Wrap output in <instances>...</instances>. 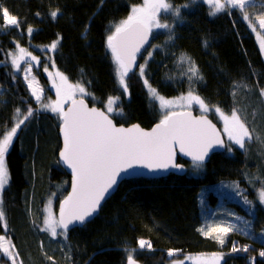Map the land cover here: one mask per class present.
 <instances>
[{
  "label": "trees",
  "instance_id": "obj_1",
  "mask_svg": "<svg viewBox=\"0 0 264 264\" xmlns=\"http://www.w3.org/2000/svg\"><path fill=\"white\" fill-rule=\"evenodd\" d=\"M142 2L0 0V5L20 21L19 29L4 27L0 16V27H3L0 33V139L27 114L29 104L33 109L38 108L22 72L15 71L9 63L7 54L18 47L39 57V67L33 64V72L47 96L53 92L50 78L43 70L45 65L49 70L55 68L64 73L73 84L80 82L91 94L84 97L91 106L105 110L109 97L118 98L116 112L122 109L123 113L113 117L118 125L138 123L152 128L157 124L162 113L151 100L143 78L137 69L130 72L125 93L107 47V36L127 18L132 6ZM168 2L174 7L181 6L182 19L174 20L169 15L165 21L161 13L162 22L174 24L175 38L165 44L168 35L158 30L152 34L151 47L146 48L151 58L145 50L137 55L136 64H146L145 77L149 84L166 98L187 95L190 58L203 75L202 82L192 85L194 94L225 113H230L233 107L243 110L241 117L250 129H255L254 136L263 135L264 99L260 89L264 88V58L248 22L236 10L231 15L210 16V6L200 0ZM257 2L246 8L252 21L264 15V0ZM185 4L188 7H182ZM57 10L59 13L53 19L50 13ZM29 27L33 29L31 36L27 33ZM55 41H59L57 48L51 50ZM241 83L248 88H238L235 96L231 95L233 85ZM61 125L53 113L41 111L21 125L6 154L10 179L2 194V208L7 231L4 221H0V235H5L15 246L22 264H128V252L124 249L137 250L132 255L138 264H167L174 258L168 256L169 250L183 255L222 252L226 256L221 264H251L253 258L255 264H264V258L259 256L264 251V210L257 202V190L264 183L252 177L256 181L253 188L244 178L245 171L250 170L253 176L264 180V151L260 153V144L254 136L251 143L247 142V151L235 149L233 155L214 154L198 175L188 172L184 177L171 174L162 179L124 181L100 214L84 227L68 231L65 240L59 234L53 238L41 230L49 198L55 197L58 209L70 188V176L58 163ZM179 163L189 168L190 164L182 159ZM224 180L240 183L244 196L253 203L256 219L252 214L254 221L247 238L234 233L221 246L200 231L204 225V208L199 194L202 188ZM217 199L211 195L206 204L216 205ZM227 205L237 206V213H243L244 209L235 203ZM140 239L150 241L151 249L147 246L139 249ZM233 244L249 250L232 252Z\"/></svg>",
  "mask_w": 264,
  "mask_h": 264
},
{
  "label": "snow or ice",
  "instance_id": "obj_2",
  "mask_svg": "<svg viewBox=\"0 0 264 264\" xmlns=\"http://www.w3.org/2000/svg\"><path fill=\"white\" fill-rule=\"evenodd\" d=\"M210 6V16H216L220 13L231 15L232 10L241 14V19L248 22L251 31L256 33L259 39V48L264 53V36L257 32V27L264 31V15L255 17L258 25L250 20L247 7L253 6L255 0H205ZM182 7H188L187 4ZM166 21L171 15L174 20L181 18V6L174 7L168 0H143L139 6H132L130 14L115 26L114 31L107 36V47L110 49L115 65V74L119 85L125 93L128 91L126 77L133 69H137L144 84L148 88L150 98L159 102L162 110V118L150 130L147 131L139 124H133L130 127H117L108 114L113 112L114 100L118 98L109 97L107 101V114L96 107L89 108L85 103L83 96L91 95L86 92V88L80 83H70L64 73L57 70L55 74L48 71V66H44V72L52 78V88L55 89L56 100L43 101V90L33 87L36 77L29 75L32 73L33 64L36 62L39 67V57L33 56L32 52L26 48L20 47L18 54L9 52L11 57V66L17 72H23L24 79L27 81L28 88L31 90V96L38 104L37 109H33L29 104L27 114L15 122L14 126L0 139V221H4L3 227L7 231L5 213L2 208V193L9 182V171L6 165V154L8 153L14 138H16L21 125L25 121L38 116L41 111L55 114L61 121V131L63 134V149L60 152L61 161L72 170L73 181L72 191L67 195L59 206V218L57 219L51 210L44 219L45 227L42 231L50 232L51 237L59 235L67 239L69 227L83 226L99 209L101 202L109 194L110 189L117 184V178L131 175L137 168H143L150 172L159 170L182 169L183 166L175 162L177 152L191 157L195 170H200L204 166L206 158L213 149H224L229 154L233 147L247 151L246 142L251 143L255 134V129H250L245 119H242L241 112L233 107L230 113H225L220 107L211 105L201 96L194 94L192 85L203 81V75L199 72L194 61L189 59L188 68L189 91L187 95H181L176 99H166L153 88L145 77V65H137V55L146 44L149 43V36L154 30H164L168 35L165 44L175 38L174 24L162 22ZM59 10L52 11L50 16L55 19ZM38 15V14H37ZM0 16L4 21V27H15L19 29L20 21L17 16L10 14L6 7L0 5ZM3 27H0V33ZM33 29L29 27L27 33L31 36ZM158 33V34H164ZM59 41L51 44V50L57 48ZM207 44V42H205ZM151 47V45H149ZM160 48L162 46H156ZM155 50V49H154ZM147 52V49H145ZM151 58V52H147ZM21 61L25 66L21 69ZM171 79V78H169ZM90 85V81L88 82ZM248 88L247 84H234L231 95L235 96V90L238 88ZM77 93L80 98L77 99ZM260 96L264 97V88L260 89ZM70 102V106L65 110L64 105ZM199 106L201 115L192 114V105ZM213 111L218 114V118L223 122L222 129H218L207 117V113ZM19 115L20 109H16ZM117 115H123L122 109ZM256 138L259 140V136ZM251 183V182H250ZM235 187L236 191L243 197L244 203L249 205L251 211L252 202L247 200L238 185H229ZM259 201L264 204V185L261 186L258 193ZM231 215V214H230ZM243 221L242 227H234L231 223H218L200 231L205 236H213L217 242L223 246L226 238L233 231H238L242 235H248L252 228L251 222L243 217H237ZM6 237L0 235V253L7 257L11 264H17L18 253H13L15 247L11 241L5 243ZM139 249L146 246L151 249L150 241L140 239L138 241ZM128 252V264H136L132 253L136 249H124ZM247 247L240 248L233 244L231 251L247 252ZM177 250H169L168 256L172 257ZM259 256L264 258V251L259 252ZM224 253H213L211 257H192L188 260L194 261V264H221ZM51 259V257H49ZM178 264H184V260H179ZM251 264H255V258Z\"/></svg>",
  "mask_w": 264,
  "mask_h": 264
},
{
  "label": "rangeland",
  "instance_id": "obj_3",
  "mask_svg": "<svg viewBox=\"0 0 264 264\" xmlns=\"http://www.w3.org/2000/svg\"><path fill=\"white\" fill-rule=\"evenodd\" d=\"M200 1L206 3L205 0H200ZM257 3H258L257 0H255L254 5H256ZM253 21H254V23H256L258 25V21H256L255 18H254ZM156 31H158V30H154L153 33L156 32ZM257 32H260V34L262 36H264V31L260 30L258 27H257ZM255 35H256V33H255ZM256 37H257V35H256ZM257 42H258V45H259L258 37H257ZM19 48L20 47H18L13 53L14 54H18ZM41 50H43V52L45 51V49H43V48ZM262 55H263V58H264V53H262ZM10 61H11V57L9 56V63H10ZM137 61H138V58L136 60V63H137ZM39 62H40V59H39ZM31 63L36 65V62H34V61H31ZM1 65L2 64L0 63V66ZM24 66H25V62L21 61V69H23ZM48 71L53 73V74H55V72L57 70L55 68H53V69H50V70L48 69ZM22 74H23V72H22ZM32 76H35L34 72H33V68H32V73L29 75V80H31ZM23 78H24V76H23ZM49 78H50V86H51L50 89L53 92L52 95H49V96L46 95L45 89L43 88V86L41 85V83L39 82V80L37 78H36L37 82H35L33 84V87H38V88H41L43 90V101L42 102H48L49 100H56L57 99L56 94H55V89L52 88V78L51 77H49ZM126 80H127V77H126ZM25 83L27 84L26 80H25ZM70 83H72V82H70ZM27 87H28V85H27ZM30 93H31V90H30ZM84 97H85V95L83 96V98ZM77 98H80V94L79 93H77ZM166 99H176V98H166ZM263 99H264V97H263ZM155 102L159 106V102L158 101H155ZM117 103H118V100L115 99L114 100V104H113V112L111 114H109L112 117H114L117 114V112H116L117 111L116 110ZM69 104H70V102L65 104L64 108L66 109V107ZM105 111L107 112V105L105 107ZM160 111L162 113L161 109H160ZM191 111H194L197 115H201V111L199 110V106L196 105V104L192 105ZM207 116L212 118L213 121H216V123L218 124L220 129H222L223 122L218 118V114H214L213 111H209L207 113ZM258 136H259V140L256 138V136H254V138L260 144V150H261L260 153H262L264 151V134L263 135H258ZM246 145H247V142H246ZM235 149H239V148L234 146L233 147V151H232V153L230 155H233L235 153ZM241 151H243V150H241ZM6 165H7V163H6ZM7 168H8V166H7ZM202 169L197 171V170L194 169L193 164L190 163L189 168H188V172H189L190 175H198ZM252 177H254V179H256L257 182L259 181L261 184L264 183V180L259 179L257 175L253 176V173L250 170H247L244 173V178L249 180V185L252 186L253 188H254V184H255L256 181L255 180L253 181ZM7 185H6V187H7ZM229 185H238L239 189L244 194V189H242L240 183L238 181H234V180H224L222 182H219L218 184H214L212 186H207V187L202 188V190H201V192L199 194V201H200V205H201L202 209L204 208L203 209V212H204V225H203V228H205V230H207L208 226L213 225V224H218V223H221V222L231 223V224H233L234 227H242L243 226V221L242 220H238L237 217H243L244 219L249 220L251 223L254 221V219H256L255 208L253 210V208L251 206V211H250L249 210V205L244 203L243 197L236 191L235 187H229ZM258 191L259 190H257V193H258ZM211 195L216 196L217 198H219V199H217L218 203L216 205H214V204L213 205L206 204V202L209 201ZM227 201L228 202H233L236 205H238L239 207H242L244 209L243 213L238 214L236 209H235V208H237V206L233 207V206L227 205V203H228ZM257 202H258L259 206L264 210V204H262L259 201V199L257 200ZM49 209L54 214V216L57 218V208L55 206V197L54 196L49 198V200H48V202H47V204L45 206V218H46V216L48 214V210ZM247 213H250V214H247ZM252 214L254 216L253 217L254 219L251 217ZM239 215H241V216H239ZM248 215H249V217H248ZM44 227H45V225H44ZM57 231H58V234H59L60 229H58ZM48 233L50 234V232H48ZM234 233H237L240 236H243L245 238L248 237V235H242L238 231H233L229 235L234 234ZM214 235L215 234H213V236ZM213 236H209V237H213ZM8 242H9V240L6 238L5 239V243L7 244ZM12 251H13L14 254L16 253L14 248L12 249ZM188 256H192V257H198V256L211 257L212 254H210V255H199V254H185V255H183V254H180V253H176L173 256L174 257L173 259H169L168 260L167 264H178L179 260H184V264H194V261L187 259ZM224 256H226V255H224ZM16 259H17V264H22L18 255H17ZM0 264H11V261L7 257H5L2 253H0ZM136 264H138V263H136Z\"/></svg>",
  "mask_w": 264,
  "mask_h": 264
},
{
  "label": "water",
  "instance_id": "obj_4",
  "mask_svg": "<svg viewBox=\"0 0 264 264\" xmlns=\"http://www.w3.org/2000/svg\"><path fill=\"white\" fill-rule=\"evenodd\" d=\"M152 35L149 36V43L146 44L144 46L143 49H141V52L143 50H145L151 43H152ZM140 52V53H141ZM139 53V54H140ZM138 54V55H139ZM134 70V69H133ZM79 99V98H77ZM84 99V98H83ZM85 103L87 104V106L89 108L91 107H96L97 109L101 110V111H105L104 109L102 108H99L97 106H91L88 101L86 99H84ZM70 106V104L66 107L65 110H67V108ZM106 112V111H105ZM107 114V112H106ZM192 114L194 116H199L197 115L194 111H192ZM109 115V114H108ZM109 117L113 120L114 124H116L117 127H121L123 125H118L114 118L112 116L109 115ZM208 117V116H207ZM208 119H210L214 124H216L210 117H208ZM135 124H138V123H135ZM133 125V124H132ZM140 125V124H139ZM156 125V124H155ZM154 125V126H155ZM131 125L129 126H123V127H130ZM153 126V127H154ZM217 128L220 129V127L218 126V124H216ZM61 127L62 125L60 126V129H59V137H60V141H61V147H60V150L58 152V163L59 165L62 167V169L70 176V188H69V192L67 195H69L72 191V181H73V173H72V170L67 167V165H65L62 161H61V158H60V152L62 151L63 149V134H62V131H61ZM141 128L147 130V131H150L152 128H144L143 126L140 125ZM226 152V150L224 149H213L212 152H210L209 156L206 158L205 162L204 163H207L209 162V160L211 159V157L214 155V154H217V153H224ZM179 159H182L183 161H185L186 163H192V160H191V157H188V156H185L184 154L182 153H179L177 152L176 154V159H175V162L179 165H182L183 168L182 169H168V170H159L157 172H150L149 170H146V169H143V168H137L135 170V172H133L131 175H127V176H124V174H121L123 176V178H117V184L113 186L112 189H110L109 191V194H106L105 196V199L101 202L100 204V207L98 209V211L91 217L89 218L85 224L83 226H76V227H72L70 226L69 227V231L73 230V229H76V228H82L84 227L86 224L92 222L101 212V209L102 207L105 205V203L117 192V190L119 189L120 185L124 182V181H127V180H132V179H162V178H166L168 177L169 175L171 174H174L176 176H181V177H184L188 174V167L184 164V163H179ZM66 195V196H67ZM60 206V204H59ZM59 206H58V209H57V219L59 218Z\"/></svg>",
  "mask_w": 264,
  "mask_h": 264
},
{
  "label": "bare ground",
  "instance_id": "obj_5",
  "mask_svg": "<svg viewBox=\"0 0 264 264\" xmlns=\"http://www.w3.org/2000/svg\"><path fill=\"white\" fill-rule=\"evenodd\" d=\"M190 164V163H189Z\"/></svg>",
  "mask_w": 264,
  "mask_h": 264
}]
</instances>
